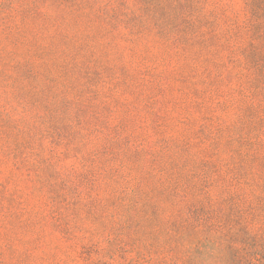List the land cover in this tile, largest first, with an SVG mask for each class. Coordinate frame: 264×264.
Wrapping results in <instances>:
<instances>
[{"label":"rangeland","instance_id":"rangeland-1","mask_svg":"<svg viewBox=\"0 0 264 264\" xmlns=\"http://www.w3.org/2000/svg\"><path fill=\"white\" fill-rule=\"evenodd\" d=\"M264 0H0V264H264Z\"/></svg>","mask_w":264,"mask_h":264},{"label":"trees","instance_id":"trees-1","mask_svg":"<svg viewBox=\"0 0 264 264\" xmlns=\"http://www.w3.org/2000/svg\"><path fill=\"white\" fill-rule=\"evenodd\" d=\"M263 13H264V11H263Z\"/></svg>","mask_w":264,"mask_h":264}]
</instances>
